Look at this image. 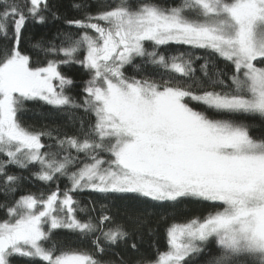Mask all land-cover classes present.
Instances as JSON below:
<instances>
[{
    "label": "snow or ice",
    "instance_id": "snow-or-ice-1",
    "mask_svg": "<svg viewBox=\"0 0 264 264\" xmlns=\"http://www.w3.org/2000/svg\"><path fill=\"white\" fill-rule=\"evenodd\" d=\"M72 7L81 18L64 23L77 32H58V44L33 43L43 55L64 59L33 66L21 48L26 25L61 16L50 0H0L5 41L0 45V154L6 156L0 160V192L11 199L0 205L6 215L0 220V264H13L14 257L44 264H113L103 259L105 252L127 244L145 221L130 217L128 228L106 208L93 217L94 206L81 207L73 195L86 190L213 207L202 219L173 223L166 230L167 249L135 264H190L201 256L207 257L204 264H264V137H254L248 123L235 119L264 120V0H182L170 7L154 0H113L96 12L87 2ZM172 44L222 58L233 69L229 83L207 58L200 65L201 79L193 67L201 57L159 50ZM72 63L91 74L79 101L67 91L73 79L60 71ZM128 65L141 73L145 67L163 69L168 78L127 76ZM26 102L82 109L85 116H74L76 134L54 137L51 130L21 122ZM44 137L54 139L58 151H44L53 147ZM10 166H36L31 175L56 184L55 190L16 198L23 178L9 173ZM60 178L70 185L63 191ZM57 230L89 241L95 252L58 246L52 239ZM131 248L139 251L135 243Z\"/></svg>",
    "mask_w": 264,
    "mask_h": 264
},
{
    "label": "trees",
    "instance_id": "trees-1",
    "mask_svg": "<svg viewBox=\"0 0 264 264\" xmlns=\"http://www.w3.org/2000/svg\"><path fill=\"white\" fill-rule=\"evenodd\" d=\"M91 4L89 11L96 12L100 10V7L111 4L113 0H50L55 11H57L61 19L53 20L49 17V20L45 24H38L29 22L23 33H22V44L21 48L32 56L33 66H44L46 61L49 59H64L61 56H45L41 52L34 50L33 43L36 41H43L45 44L49 41H54L57 44V33L61 31L65 32H77L76 28H68L64 20L65 19H77L81 18V13L74 10L73 3H84ZM164 6H176L179 5L182 0H154ZM100 6V7H98ZM5 41L0 39V45H3ZM11 43L10 41L8 42ZM146 47L151 50L150 45ZM165 55H175L178 53H192L194 56L201 57V59L194 60L193 67L196 69L195 75L203 79L200 65L205 61L203 58H207L210 64H214L216 68L220 69L224 73V80L229 83L228 77L232 74V66L224 61L222 58L209 53L206 50H193L189 46H178L175 44L168 46H161L159 49ZM82 58V54L77 57ZM134 64H141V60L137 58ZM60 71L73 79L74 85L68 89L70 95L74 96L78 101L82 98V89L85 81L90 78V73L79 64L61 65ZM213 69L209 68L211 74ZM125 74L127 76L150 75L159 79L160 75H163L165 79L168 78V73L163 69H155L153 67H145L144 71L137 72L132 65L125 67ZM179 78V77H177ZM193 107L201 109L200 105L195 103ZM26 111L20 114L21 122L26 126L33 128L34 130L40 131H53V136L62 135L67 133L68 135H74L77 133L78 124L73 123L74 116L84 117L85 113L83 110L74 112L71 109L58 110L51 106L45 105L41 102H26ZM214 118H227L215 116L213 113H208ZM237 120H243L250 125L251 134L254 137H264V120L259 117H235ZM86 120H94V117L88 116ZM59 129L55 131L54 129ZM43 143L46 145L51 144V149L45 148L44 151H58L55 146V140L49 139L48 137L43 138ZM73 155L75 153L73 152ZM6 156L0 154V160H5ZM36 166H30L27 170H22L15 166H10L7 171L12 174L21 176L23 179L20 182L19 189L16 193V198L20 195L25 194H36L39 195L44 193L49 194L54 191L56 184L44 183L31 175V173L37 171ZM3 177H0V185H2ZM59 187L61 191L69 187V181L67 178H60ZM74 198L80 202V206L91 209L94 206V210L90 211L89 214L93 217H98L102 214L103 209H107V214L110 215L117 224H123L128 228H132L133 225L130 223V217H141L145 223L138 231L134 232L131 240L127 244H120L118 247H114L105 252L103 259L105 261H112L113 264H121L122 260L127 261V264H135L141 256L153 259L157 249L164 251L167 249L166 243V230L173 223H186L194 218H203L208 215L209 212L214 211L213 207L208 203L196 202L192 200H185L178 204L170 203H156L148 200H138L131 197H121L119 195H108L99 194L93 191H82L73 193ZM10 204L11 199L6 197L0 192V205ZM103 206V207H102ZM6 218L5 210L0 208V220ZM81 218L84 219L86 216L81 214ZM53 241H56L59 245H70L72 248L86 249L90 252H95L89 241H81L78 236L67 231L57 230L54 232ZM135 243L139 251H135L131 248V244ZM213 253H216L217 249L213 247ZM207 257L201 256L199 258H191L190 264H204ZM13 264H44L38 258L35 261L14 257Z\"/></svg>",
    "mask_w": 264,
    "mask_h": 264
}]
</instances>
